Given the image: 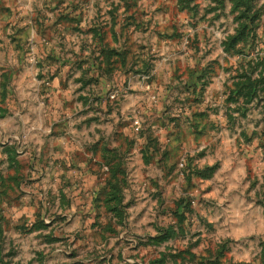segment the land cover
<instances>
[{"label": "rangeland", "instance_id": "rangeland-1", "mask_svg": "<svg viewBox=\"0 0 264 264\" xmlns=\"http://www.w3.org/2000/svg\"><path fill=\"white\" fill-rule=\"evenodd\" d=\"M0 264H264V0H0Z\"/></svg>", "mask_w": 264, "mask_h": 264}]
</instances>
